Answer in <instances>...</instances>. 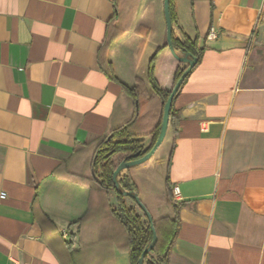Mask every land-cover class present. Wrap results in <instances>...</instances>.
Masks as SVG:
<instances>
[{"label": "crops", "instance_id": "0c3cea01", "mask_svg": "<svg viewBox=\"0 0 264 264\" xmlns=\"http://www.w3.org/2000/svg\"><path fill=\"white\" fill-rule=\"evenodd\" d=\"M172 5L173 37L203 50L161 145L117 178L153 220L176 204L167 264H264V0ZM166 30L164 0H0V264H131L116 193L92 161L134 115L123 86L137 81L131 127L149 145L161 107L148 64ZM177 63L157 54L161 88Z\"/></svg>", "mask_w": 264, "mask_h": 264}, {"label": "trees", "instance_id": "16d2710c", "mask_svg": "<svg viewBox=\"0 0 264 264\" xmlns=\"http://www.w3.org/2000/svg\"><path fill=\"white\" fill-rule=\"evenodd\" d=\"M169 14L171 23H173L174 13L172 0H169ZM171 41L173 49L177 51L179 55H188V57L190 58L196 57L197 61L199 60L203 48L198 46L197 39H190L185 34H183L182 40H179L174 38L171 34ZM165 47H168L167 43L156 51V53L151 57L148 64V81L153 90L152 97L150 99L158 98L160 100L161 107L159 113V121L152 131L149 145L144 148L142 139L144 135L135 132L131 127L134 121L143 111L142 106L144 105V103L139 101L138 86L140 85V83L139 81H137V84L133 87L123 86L125 91H127L129 96H131V98L133 99L134 103H137V109L134 115L127 123L111 131L108 135L104 136L98 142L95 147L92 161L94 178L97 183L106 189H113L116 193L117 206L114 211L117 217L122 221L128 232L127 250L131 264H138L141 253L152 240L151 223L156 232L157 241L154 244L153 248L145 254L142 264H167L169 250L178 227L176 204L174 205V217L172 219H152V222H149V220L146 218V220L142 221L141 216L136 213L134 207H128L125 204V195L114 189V183L112 181V174L116 166L121 161L131 160L132 154L137 151L140 152L139 156L144 155L150 150V148L156 141L160 129L163 104L170 91L172 90L175 82L186 69V66H183L181 61H178L173 75L171 88L163 89L158 85L153 76L155 59L159 51ZM149 100H147L146 102H148ZM173 114L174 110L171 106L169 121L171 120ZM120 153L124 154V157L118 163H115V156ZM119 185L121 186V189L137 194L136 186L128 175H123L119 179ZM166 185L169 190L168 175L166 176Z\"/></svg>", "mask_w": 264, "mask_h": 264}, {"label": "water", "instance_id": "95a60500", "mask_svg": "<svg viewBox=\"0 0 264 264\" xmlns=\"http://www.w3.org/2000/svg\"><path fill=\"white\" fill-rule=\"evenodd\" d=\"M164 16H165V22H166V43L168 45L169 50L171 51L172 55L174 56V58L177 61H181L183 63H185L186 65V69L183 71V73L181 74V76L178 78V80L175 82L172 90L170 91L168 97L166 98L164 104H163V109H162V118H161V122H160V129L156 138V141L154 142V144L152 145V147L150 148V150L148 152H146L144 155L139 156L140 152L137 151L134 154H132V159L129 161H121L115 168L113 174H112V181L114 183V189L121 192L122 194H124L125 196H128L130 198H132L134 200V202L136 203V205L143 211V213L145 214L146 218L149 220V222H152V217L149 214V212L146 210V208L144 207V205L140 202L138 195L133 193V192H129L126 190L121 189V186L119 185V180L117 178L118 174L124 170L127 169L133 165L139 164L145 160H147L149 157H151V155L157 150V148L161 145V143L163 142L165 135H166V131H167V127L169 124V116H170V111H171V106L174 100L175 95L177 94V92L179 91L184 79L186 78V76L189 74V72L191 71V69L195 66V64L197 63V58L196 57H188V55H179L175 52V50L173 49L172 46V41H171V34H172V28H171V19H170V14H169V0H164ZM137 106V103H136ZM151 230H152V240L151 242L146 246V248L143 250V252L141 253V256L138 260V264H142L143 258L145 256L146 253H148L154 246V244L157 241V235L156 232L153 228V225L151 223Z\"/></svg>", "mask_w": 264, "mask_h": 264}, {"label": "built area", "instance_id": "2783aa9c", "mask_svg": "<svg viewBox=\"0 0 264 264\" xmlns=\"http://www.w3.org/2000/svg\"><path fill=\"white\" fill-rule=\"evenodd\" d=\"M177 193H178L177 188H173L172 189V195H173V197L177 198ZM4 197H5V193L4 192H0V198H4Z\"/></svg>", "mask_w": 264, "mask_h": 264}, {"label": "rangeland", "instance_id": "374dc122", "mask_svg": "<svg viewBox=\"0 0 264 264\" xmlns=\"http://www.w3.org/2000/svg\"><path fill=\"white\" fill-rule=\"evenodd\" d=\"M124 157V154L120 153L115 156V163H118L122 158ZM145 218V217H144ZM146 220V219H145Z\"/></svg>", "mask_w": 264, "mask_h": 264}]
</instances>
